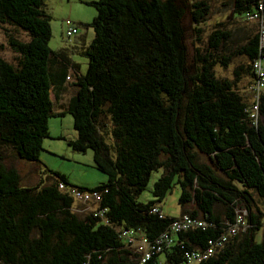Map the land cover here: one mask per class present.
I'll list each match as a JSON object with an SVG mask.
<instances>
[{"label": "trees", "instance_id": "obj_1", "mask_svg": "<svg viewBox=\"0 0 264 264\" xmlns=\"http://www.w3.org/2000/svg\"><path fill=\"white\" fill-rule=\"evenodd\" d=\"M232 1L246 18L258 2ZM88 4L96 15L83 24L94 37L79 53L87 60L82 71L68 49L50 48L45 0H0V30L15 53L14 62L0 56V264H139L140 253L118 230L136 229L151 244L172 233L178 216L166 214L160 203L174 187L180 191L179 216L212 224L176 232L172 243H162L141 264H188L185 253L205 249L243 208L246 230L197 264H264V241L256 240L264 220V123L247 111L236 87L239 72L233 80L215 74V66L242 54L249 62L241 71L253 81L252 62L264 54L256 25L239 51L228 55L219 50L230 32L216 28L204 51L196 47L191 66L183 19L188 9L195 24L205 21L207 0ZM193 29L199 39L201 29ZM67 82L74 92L55 111ZM66 113L77 132L68 145L82 153L91 149L106 182L76 186L54 172V182L23 186L17 169L1 163L3 151L37 161L50 136L49 119ZM259 115L264 117V95ZM160 170L152 198L140 201ZM72 188L99 191L108 223L74 212Z\"/></svg>", "mask_w": 264, "mask_h": 264}, {"label": "rangeland", "instance_id": "obj_2", "mask_svg": "<svg viewBox=\"0 0 264 264\" xmlns=\"http://www.w3.org/2000/svg\"><path fill=\"white\" fill-rule=\"evenodd\" d=\"M91 0H45V10L50 16L51 39L49 46L52 50L67 48L70 57L80 64L82 71L86 69L87 60L76 52L86 47L94 37L91 27H84V23H89L96 15V10L88 2ZM209 14L205 21L195 24L190 17L188 9L183 19L185 39L188 47V61L191 66L194 62L195 49L204 51L208 46L209 35L216 28H225L230 32V38L224 47L219 50V55H228L238 52L248 41L254 32L255 22L234 11L232 0H207ZM189 2L186 4L188 8ZM70 19L77 27V33L72 37L66 36L64 20ZM194 27H199L201 33L199 39L194 32ZM19 37L26 38L22 31L17 30ZM0 56L6 61L14 62L15 53L9 48L6 37L0 30ZM248 59L245 55L236 54L232 57L227 66H215V74L219 78L235 79V72H239L240 78L236 81V87L247 103L251 100L250 85L252 77L250 74L241 71L247 67ZM240 70V71H239ZM264 123V117L258 118ZM50 136L43 140V149L40 151L37 161H27L17 158L14 153L6 149L3 151L2 162L6 167H14L20 174L23 186H33L37 182L47 184L57 180L54 172L66 176L70 184L91 188L106 182L107 176L94 167L93 153L89 149L86 152L73 150L67 140L74 139L77 132L73 127V118L69 113L62 116L51 117L49 119ZM59 136H62L59 137ZM108 142L111 139L106 137ZM162 173H153L147 187L139 197L140 201H147L152 198L151 190L153 182ZM179 188L174 187L160 203L162 210L169 215L179 216L181 207L178 202ZM78 205V203H77ZM242 208L241 204L238 205ZM80 208V206H75ZM264 209V203L262 204ZM84 208V207H83ZM81 208L80 211H83ZM257 241H264V220L256 233ZM188 264H197L190 262Z\"/></svg>", "mask_w": 264, "mask_h": 264}, {"label": "built area", "instance_id": "obj_3", "mask_svg": "<svg viewBox=\"0 0 264 264\" xmlns=\"http://www.w3.org/2000/svg\"><path fill=\"white\" fill-rule=\"evenodd\" d=\"M248 18L254 21L259 34V41L261 45L264 43V0H258L257 7L252 13L248 15ZM66 27V36L71 37L77 33V27L74 26L70 19L64 20ZM252 69L254 73V79L250 85L251 100L248 103L247 111L253 120H256L259 116V105L261 98L264 95V54H259L252 62ZM62 188V185H60ZM71 195L74 197V212L78 214L92 213L94 216L99 217L103 222L108 223V219L105 215L107 208L100 207L99 202L101 200V193L97 190L81 191L76 188L71 189ZM78 203V205H77ZM75 206H80L77 208ZM84 207V208H83ZM83 208V211L80 209ZM158 208L154 207L153 211H157ZM247 211L245 208L238 209L234 217L233 222H226L224 232L220 233L217 237L210 238L208 240V246L205 249H194L186 252L187 261L199 263L209 256H211L217 249L221 247L223 242L227 241L229 237L235 235L239 231H244L249 226L247 220ZM212 223H207L203 219L192 217L189 214H183L174 219L170 224V231L172 233H162L158 240L151 244L150 241L138 230L133 228H121L118 230L119 236L122 240L130 242L133 248L140 253V262H144L152 255V251H159L162 249V243L170 244L173 242L172 235L182 230L189 228H204ZM159 264H173L160 260Z\"/></svg>", "mask_w": 264, "mask_h": 264}, {"label": "crops", "instance_id": "obj_4", "mask_svg": "<svg viewBox=\"0 0 264 264\" xmlns=\"http://www.w3.org/2000/svg\"><path fill=\"white\" fill-rule=\"evenodd\" d=\"M65 49H67V48H65ZM69 51V50H68ZM80 51L81 50H77L76 49V52L77 53H80ZM69 54H70V51H69ZM71 60L73 61V62H75L72 58H71ZM82 70V69H81ZM64 93H63V95L61 96V98H60V100H59V102L57 103V102H55V107H54V110L55 111H61V109H62V105H64V104H66V102L68 101V99L70 98V96L72 95V93L74 92V88L72 87V86H69V84H68V82H67V84H65V86H64Z\"/></svg>", "mask_w": 264, "mask_h": 264}]
</instances>
